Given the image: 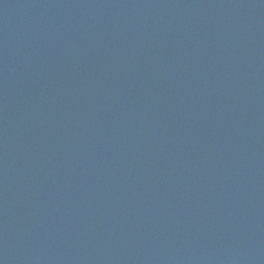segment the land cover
Listing matches in <instances>:
<instances>
[{"label": "water", "instance_id": "water-1", "mask_svg": "<svg viewBox=\"0 0 264 264\" xmlns=\"http://www.w3.org/2000/svg\"><path fill=\"white\" fill-rule=\"evenodd\" d=\"M0 264H264V0H0Z\"/></svg>", "mask_w": 264, "mask_h": 264}]
</instances>
